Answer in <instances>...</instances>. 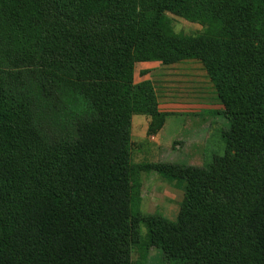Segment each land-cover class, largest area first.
<instances>
[{
	"label": "trees",
	"instance_id": "16d2710c",
	"mask_svg": "<svg viewBox=\"0 0 264 264\" xmlns=\"http://www.w3.org/2000/svg\"><path fill=\"white\" fill-rule=\"evenodd\" d=\"M186 59L229 121L224 155L132 163V116L148 135L166 117L134 64ZM143 170L184 189L174 220L141 213ZM151 248L264 264V0H0V264H145Z\"/></svg>",
	"mask_w": 264,
	"mask_h": 264
},
{
	"label": "rangeland",
	"instance_id": "374dc122",
	"mask_svg": "<svg viewBox=\"0 0 264 264\" xmlns=\"http://www.w3.org/2000/svg\"><path fill=\"white\" fill-rule=\"evenodd\" d=\"M176 33L195 34L203 27L172 13L167 14ZM134 82L149 80L155 90L158 110L166 115L155 135L147 134L150 118L135 114L131 119V162L136 164L178 163L206 165L226 150L223 133L229 121L206 72L199 61L186 59L170 64L143 61L134 64ZM250 159V157H249ZM143 215L161 214L174 220L180 212L185 191L169 182L157 171L139 172ZM141 235L146 227L141 224ZM133 259L137 251L133 250ZM145 264H177L167 262L150 249Z\"/></svg>",
	"mask_w": 264,
	"mask_h": 264
},
{
	"label": "crops",
	"instance_id": "0c3cea01",
	"mask_svg": "<svg viewBox=\"0 0 264 264\" xmlns=\"http://www.w3.org/2000/svg\"><path fill=\"white\" fill-rule=\"evenodd\" d=\"M156 253V252H155ZM157 254V253H156Z\"/></svg>",
	"mask_w": 264,
	"mask_h": 264
}]
</instances>
